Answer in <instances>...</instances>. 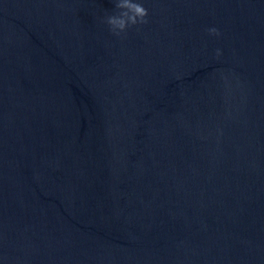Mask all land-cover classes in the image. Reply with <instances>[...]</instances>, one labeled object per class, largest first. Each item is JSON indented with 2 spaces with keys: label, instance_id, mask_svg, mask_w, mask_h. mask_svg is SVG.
I'll list each match as a JSON object with an SVG mask.
<instances>
[{
  "label": "water",
  "instance_id": "95a60500",
  "mask_svg": "<svg viewBox=\"0 0 264 264\" xmlns=\"http://www.w3.org/2000/svg\"><path fill=\"white\" fill-rule=\"evenodd\" d=\"M0 264H264V0H0Z\"/></svg>",
  "mask_w": 264,
  "mask_h": 264
}]
</instances>
